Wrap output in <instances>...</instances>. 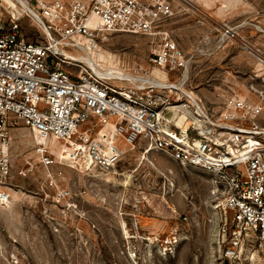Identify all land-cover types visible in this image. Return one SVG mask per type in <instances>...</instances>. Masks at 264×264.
<instances>
[{
  "label": "rangeland",
  "instance_id": "1",
  "mask_svg": "<svg viewBox=\"0 0 264 264\" xmlns=\"http://www.w3.org/2000/svg\"><path fill=\"white\" fill-rule=\"evenodd\" d=\"M9 2L22 10L20 0H0L4 14ZM17 19L40 38L25 17ZM163 25L187 60L182 73L153 68L156 38L126 32L107 34L96 51L64 47L65 67L117 87L135 82L139 64L169 84L171 97L191 92L211 109L234 93L252 101L264 93V0H174ZM174 122L187 124L181 116ZM6 125L0 264H220L228 223L207 174L120 136L119 160L100 168L86 164L84 150L67 149L70 140L41 143L20 120ZM235 261L264 264V252L254 243Z\"/></svg>",
  "mask_w": 264,
  "mask_h": 264
},
{
  "label": "built area",
  "instance_id": "2",
  "mask_svg": "<svg viewBox=\"0 0 264 264\" xmlns=\"http://www.w3.org/2000/svg\"><path fill=\"white\" fill-rule=\"evenodd\" d=\"M20 1L22 10L9 2L4 14L0 6V178L9 173L6 124L15 120L35 137L71 140L69 147L84 150L100 168L119 160L116 137L127 145L142 140L210 177L228 223L220 264H233L254 243L264 252L263 91L256 101L228 95L211 109L191 92L171 97L169 84L148 77L139 64L135 82L117 87L65 67L64 47L96 51L107 34L126 32L156 38L153 68L184 72V53L163 29L174 0ZM17 14L37 29L38 42L25 40ZM179 116L186 126L174 122ZM8 195L0 192V199Z\"/></svg>",
  "mask_w": 264,
  "mask_h": 264
},
{
  "label": "trees",
  "instance_id": "3",
  "mask_svg": "<svg viewBox=\"0 0 264 264\" xmlns=\"http://www.w3.org/2000/svg\"><path fill=\"white\" fill-rule=\"evenodd\" d=\"M20 29L24 32L25 40L27 42H38L39 39L35 36V34H28L25 30H23V27L20 25Z\"/></svg>",
  "mask_w": 264,
  "mask_h": 264
},
{
  "label": "bare ground",
  "instance_id": "4",
  "mask_svg": "<svg viewBox=\"0 0 264 264\" xmlns=\"http://www.w3.org/2000/svg\"><path fill=\"white\" fill-rule=\"evenodd\" d=\"M21 4H22V2H21ZM21 8H23V6L21 5ZM71 141V140H70ZM41 143H47V138H45V137H42L41 138ZM72 143V142H71ZM67 149H69V150H74L73 148H71V147H69V148H67ZM70 151H68V153H69ZM73 153V152H72ZM70 154V153H69ZM84 158H85V160H86V164H92V162H91V160L88 158V156L87 155H84Z\"/></svg>",
  "mask_w": 264,
  "mask_h": 264
},
{
  "label": "water",
  "instance_id": "5",
  "mask_svg": "<svg viewBox=\"0 0 264 264\" xmlns=\"http://www.w3.org/2000/svg\"><path fill=\"white\" fill-rule=\"evenodd\" d=\"M11 14L13 15V12Z\"/></svg>",
  "mask_w": 264,
  "mask_h": 264
}]
</instances>
